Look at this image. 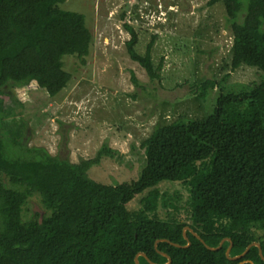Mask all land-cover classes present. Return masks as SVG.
I'll use <instances>...</instances> for the list:
<instances>
[{"label":"trees","instance_id":"trees-1","mask_svg":"<svg viewBox=\"0 0 264 264\" xmlns=\"http://www.w3.org/2000/svg\"><path fill=\"white\" fill-rule=\"evenodd\" d=\"M64 3L0 0V264H134L137 253L166 263L158 251L170 264H264L256 247L231 261L225 255L229 242L209 251L188 231L187 248L165 242L154 247L164 239L185 246L182 231L188 227L212 248L230 239L231 258L252 243L264 257V236L258 235L264 231V0L206 3L224 8L230 70L254 68L261 81L238 91L220 88L202 119L157 127L141 143L144 164L137 179L116 185H101L87 174L114 151L103 147L94 159L77 164L39 149L25 155L15 151L21 143L3 122L11 88L34 84L53 98L71 80L63 59L88 56L92 33L83 15L63 10ZM122 28L129 35L128 57L151 80L159 79L160 66L150 53L156 36L141 55L132 25L123 22ZM194 87L204 100L216 83L204 80ZM162 185L180 189L161 191ZM35 195L43 214L25 219V205ZM139 264L148 263L139 257Z\"/></svg>","mask_w":264,"mask_h":264},{"label":"rangeland","instance_id":"rangeland-1","mask_svg":"<svg viewBox=\"0 0 264 264\" xmlns=\"http://www.w3.org/2000/svg\"><path fill=\"white\" fill-rule=\"evenodd\" d=\"M206 3L65 0L63 10L83 15L92 46L83 60L63 59L71 80L57 96L48 97L34 84L11 88L2 110L7 132L21 143L15 151L27 155L28 149H39L77 164L94 159L105 147L117 154L102 158L88 177L101 185L136 180L144 164L141 143L157 127L202 119L212 111L220 88L238 91L261 81L263 74L254 68L230 70L231 33L224 8ZM125 6L123 22L137 33L139 54L156 36L150 53L154 66H160L157 80L126 53L129 35L120 19ZM204 80H213L216 87L202 100L194 85ZM13 157L19 155L15 152ZM160 189L171 192L180 186ZM39 200L37 195L29 199L22 213L25 219L43 214ZM258 235L264 236V231Z\"/></svg>","mask_w":264,"mask_h":264},{"label":"water","instance_id":"water-1","mask_svg":"<svg viewBox=\"0 0 264 264\" xmlns=\"http://www.w3.org/2000/svg\"><path fill=\"white\" fill-rule=\"evenodd\" d=\"M190 232L202 245H204V247L207 249V250H209V251H213V252H215V251H218V250H220L221 249V247H222V245H223V243L224 242H229V247L227 248V250H226V252H225V255H226V257L229 259V260H231V261H237V260H240L241 258H243L245 255H246V253L249 251V249L251 248V247H256L257 249H258V254H259V256H260V258L264 261V257L262 256V251H261V248H260V245L258 244V243H252V244H250L246 249H245V251L241 254V255H238V256H236V257H230V251H231V247H232V243H231V241H230V239H228V238H225V239H223L220 243H219V245L217 246V247H215V248H212V247H209V246H207L205 243H204V241L196 234V233H194L190 228H188V227H185V228H183V231H182V234H183V238H184V240L186 241V245L185 246H181V245H178V244H175V243H172V242H170V241H168V240H157L156 242H155V244H154V247L155 248H157V244L159 243V242H165V243H168L169 245H171V246H174V247H176V248H187V247H189L190 246V242H189V240H188V238H187V236H186V232ZM158 253L160 254V255H162L163 257H165L166 258V263H164V264H170L171 263V259H170V257L168 256V255H166L165 253H162V252H159L158 251ZM139 257H142V258H144L145 260H146V262L148 263V264H155V263H153V262H151L149 259H148V257L144 254V253H137L136 255H135V257H134V264H139ZM245 262H248V263H250V264H252V262H250V261H244V262H240L239 264H243V263H245Z\"/></svg>","mask_w":264,"mask_h":264}]
</instances>
